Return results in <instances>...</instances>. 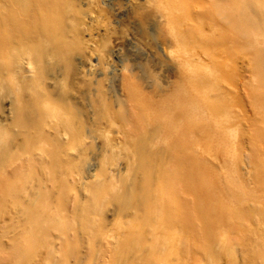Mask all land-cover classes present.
<instances>
[{
  "label": "bare ground",
  "instance_id": "obj_1",
  "mask_svg": "<svg viewBox=\"0 0 264 264\" xmlns=\"http://www.w3.org/2000/svg\"><path fill=\"white\" fill-rule=\"evenodd\" d=\"M147 1L184 73L155 103L127 71L114 99L93 73L94 0H0V264H55L57 239L64 264L84 263L85 244L107 264H194L201 253L199 264H264V0ZM85 126L110 141L104 158L124 149L126 165L82 181L68 214L71 141Z\"/></svg>",
  "mask_w": 264,
  "mask_h": 264
},
{
  "label": "rangeland",
  "instance_id": "obj_2",
  "mask_svg": "<svg viewBox=\"0 0 264 264\" xmlns=\"http://www.w3.org/2000/svg\"><path fill=\"white\" fill-rule=\"evenodd\" d=\"M157 2H159V0H157ZM137 9L143 11V18L140 17L139 13L137 14L136 12H134L135 10L137 11ZM93 10L95 11L93 14H99V20L91 21V37L88 33H86L88 31L84 32V34H87L85 35V38L89 37L90 45L92 44L91 46L93 48L91 53L92 63L93 65H95L93 73H99L102 70L105 72L106 79L104 80V82L106 83L104 88L108 96L111 95L114 99L115 96L113 95H116L118 90V77L120 76V73L124 71H127V73H130L134 76L132 77L137 80V84L139 85V87H142L145 92H148V95L151 96L150 98L152 100L154 97V100H151L153 103L158 100L160 94H167L171 92L176 81L183 80L184 73H178L176 71L174 63L167 53V49H177L179 46L176 44V41L173 38L168 36L165 31L161 29L163 16L155 1L148 2L147 0H94ZM237 56L239 57L241 55ZM238 57L236 58V62L239 66L241 64V60ZM221 61L222 59H220V62ZM245 74L247 76L250 75L249 69ZM237 79L239 78L234 77V80ZM223 87L225 88V86ZM249 106L250 105L247 102V105L245 106V108L243 107V110L250 114V111L248 112L247 110H251L252 108L250 109L251 106ZM252 111L253 109L251 110V112ZM75 112L76 117L74 118V121H76V119L82 118L83 110L79 105H77V109H75ZM242 125L245 126L244 123ZM87 129L88 126L83 127V131L85 133V136L83 138L84 140L78 137L77 139H73L71 141V146L73 148V150L71 151V157L76 166L69 169V177L73 179L76 178L77 184L72 185V188H69V191L65 196V204L63 209L68 214H70L69 212L74 210L75 204L77 200H79V194L82 191L80 183L82 181H88L97 176L99 173V168H104L107 170V172L110 171L117 175L119 174V172L124 170L126 165V158L124 156L126 152L124 149H120L118 155H116L114 158H104L103 154H110V141L108 142L103 137H95L91 139L88 132H86ZM113 132L115 133L110 136V138L112 139L111 142L115 139V137H117L116 131L114 130ZM119 136L120 135H118V137ZM119 139L123 141L122 136H120ZM80 144L82 149H79ZM242 145H244V140ZM242 145L241 147L238 146L240 153L243 151ZM198 147L200 148L198 149ZM203 149V146H197V151L205 155L203 156L204 159H207L209 162L214 161L217 166H220L224 163L225 157L222 152L217 151L216 153L211 155V151L205 152ZM79 156H81V158ZM76 167L80 169L79 173H77L76 170L78 169H76ZM52 190V185H46V192L49 195L50 201L52 202L50 206L51 208H53L58 203V196L56 194H53ZM115 206L116 203L114 201H106L103 206L105 220L110 227H113V221L115 220ZM56 235L60 234L56 232ZM233 235L235 236L234 232L231 234V236L234 237ZM56 242L57 245L54 252V254H56V257L54 258L57 262L55 264H64L61 262V256L63 253H61V251L63 249L58 247V239L56 240ZM237 247L238 250H242L240 244H238ZM84 249L85 250L83 251L84 255L86 256V261L82 264L106 263L103 262L102 258L98 257L99 255L97 250L92 249L89 244H85ZM185 249H187V251H185L186 255L184 257L187 258V256L189 255L188 249L191 248L186 247ZM41 250L42 253L45 254L44 248H41ZM112 254L113 252L108 253V257H110ZM184 254L185 253L182 252V256ZM174 256L175 255H171L172 258ZM201 257L202 259H204L202 253L200 256H198V259L196 258L197 261L195 260V258L193 259L190 257L189 261L192 259V261L190 262L199 264L205 261V259L204 261H201ZM39 261L40 260L38 259L36 263L39 264ZM43 263L44 260L42 261V264ZM224 263L225 260L221 259L220 264ZM44 264L53 263H51V261L49 260L45 261ZM69 264H73V258L71 256H69Z\"/></svg>",
  "mask_w": 264,
  "mask_h": 264
}]
</instances>
